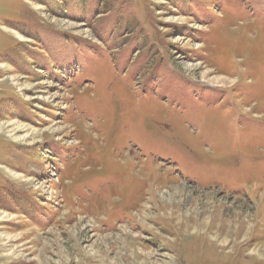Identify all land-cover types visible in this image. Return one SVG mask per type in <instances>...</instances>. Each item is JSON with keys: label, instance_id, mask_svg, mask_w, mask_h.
Wrapping results in <instances>:
<instances>
[{"label": "rangeland", "instance_id": "1", "mask_svg": "<svg viewBox=\"0 0 264 264\" xmlns=\"http://www.w3.org/2000/svg\"><path fill=\"white\" fill-rule=\"evenodd\" d=\"M0 264H264V0H0Z\"/></svg>", "mask_w": 264, "mask_h": 264}, {"label": "bare ground", "instance_id": "2", "mask_svg": "<svg viewBox=\"0 0 264 264\" xmlns=\"http://www.w3.org/2000/svg\"><path fill=\"white\" fill-rule=\"evenodd\" d=\"M209 71L207 70V71H205V74H207ZM5 216V215H4Z\"/></svg>", "mask_w": 264, "mask_h": 264}]
</instances>
